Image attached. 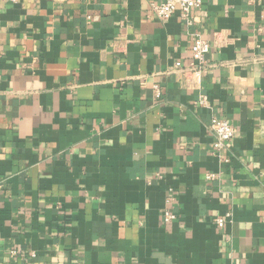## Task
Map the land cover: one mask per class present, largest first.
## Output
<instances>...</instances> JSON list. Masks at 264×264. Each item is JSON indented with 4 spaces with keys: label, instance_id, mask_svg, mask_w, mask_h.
<instances>
[{
    "label": "crops",
    "instance_id": "obj_1",
    "mask_svg": "<svg viewBox=\"0 0 264 264\" xmlns=\"http://www.w3.org/2000/svg\"><path fill=\"white\" fill-rule=\"evenodd\" d=\"M157 1L0 0V264H264V0Z\"/></svg>",
    "mask_w": 264,
    "mask_h": 264
},
{
    "label": "built area",
    "instance_id": "obj_2",
    "mask_svg": "<svg viewBox=\"0 0 264 264\" xmlns=\"http://www.w3.org/2000/svg\"><path fill=\"white\" fill-rule=\"evenodd\" d=\"M13 3H18L21 0H7ZM203 4L202 0H160L152 3V13L160 20L170 19L176 12H180L183 19L188 23H192L193 11L194 9L200 8ZM193 63L187 68L188 70L201 75L206 72L208 67L207 54L210 51V43L202 38L201 36H196L193 44ZM177 67L181 69L183 65L177 63ZM200 104L207 105L206 97L202 96L200 99ZM212 133L215 135L214 149L215 152L225 161L229 159L225 158V151L227 149L228 143L234 138L236 134V128L233 124L225 119H220L214 117L210 126ZM208 180H214L217 178V174L208 173L206 175ZM230 215L226 218H217L216 224L223 227ZM176 219V215L172 213H165V220L172 221Z\"/></svg>",
    "mask_w": 264,
    "mask_h": 264
}]
</instances>
